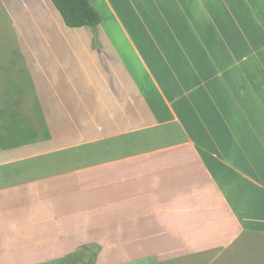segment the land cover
<instances>
[{
  "label": "crops",
  "instance_id": "0c3cea01",
  "mask_svg": "<svg viewBox=\"0 0 264 264\" xmlns=\"http://www.w3.org/2000/svg\"><path fill=\"white\" fill-rule=\"evenodd\" d=\"M23 1L33 134L7 142L28 127L0 84V264H264L263 2L90 0L100 23L68 27Z\"/></svg>",
  "mask_w": 264,
  "mask_h": 264
},
{
  "label": "rangeland",
  "instance_id": "374dc122",
  "mask_svg": "<svg viewBox=\"0 0 264 264\" xmlns=\"http://www.w3.org/2000/svg\"><path fill=\"white\" fill-rule=\"evenodd\" d=\"M46 1V0H45ZM263 4L260 6L258 5V9L264 11V1L261 0ZM12 2V12L14 14L15 9H18L20 13H22V10H24V14L27 12V19L30 17L31 19L34 18L33 14L29 11L27 8L26 3L22 0V6L20 8L18 7L17 3L15 0H11ZM6 5V0H0V84H6L8 85V91L6 92V102L11 103V105H17L15 109H11V115L10 117V122L16 123V122H26V127H28L26 130L20 131L18 134L22 135L18 138L8 140L7 142H17L21 138H27L32 136L33 132H31V128H29V120L25 117L21 118L22 120H19L17 118L18 116H21V113L18 112L16 109L19 107V100L21 96L26 97V101L28 102L30 97H31V79L29 75L26 73L27 72V61L23 55V48L22 44L20 41L19 36H24L27 31L32 29L33 34L36 35L38 31H41L40 28H37L36 30L33 27H27L26 25L23 26L22 31L18 30V26L13 23V18L10 14V11L7 8H4ZM43 9H46L44 6ZM47 10V9H46ZM17 11V12H18ZM249 13V12H248ZM264 15V12H262ZM25 18V17H24ZM259 18V17H258ZM262 20V24L260 26V21ZM15 22V21H14ZM22 22V21H21ZM258 23V29L261 31V33L264 35V16L259 18L257 20ZM239 32H240V28ZM18 30V31H17ZM37 36H41L40 34ZM264 47V41L261 44ZM26 46V45H24ZM249 50H253L252 48L247 49V52ZM254 51V50H253ZM256 55H253L248 59L246 62L247 65L250 64V62H254V59ZM19 90H23L24 93L20 95ZM16 94L18 98H14L13 94ZM24 100V98L21 97V101ZM31 100V99H30ZM22 103V102H21ZM13 116V117H12ZM10 123V124H11ZM95 247L90 246V247H84L69 256L65 257L64 259L60 261L53 262L51 264H95L94 263V258H95ZM116 264H178L177 262H158V261H146L145 263L139 259L136 261H131V262H119Z\"/></svg>",
  "mask_w": 264,
  "mask_h": 264
},
{
  "label": "trees",
  "instance_id": "16d2710c",
  "mask_svg": "<svg viewBox=\"0 0 264 264\" xmlns=\"http://www.w3.org/2000/svg\"><path fill=\"white\" fill-rule=\"evenodd\" d=\"M50 1L59 12L64 24L68 27H96L101 21L100 13L90 0Z\"/></svg>",
  "mask_w": 264,
  "mask_h": 264
}]
</instances>
